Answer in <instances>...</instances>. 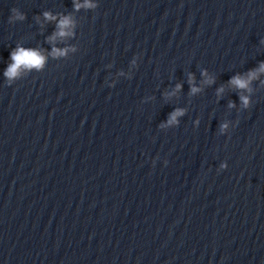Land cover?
I'll list each match as a JSON object with an SVG mask.
<instances>
[{
    "label": "water",
    "instance_id": "water-1",
    "mask_svg": "<svg viewBox=\"0 0 264 264\" xmlns=\"http://www.w3.org/2000/svg\"><path fill=\"white\" fill-rule=\"evenodd\" d=\"M0 264H264V0H0Z\"/></svg>",
    "mask_w": 264,
    "mask_h": 264
},
{
    "label": "clouds",
    "instance_id": "clouds-1",
    "mask_svg": "<svg viewBox=\"0 0 264 264\" xmlns=\"http://www.w3.org/2000/svg\"><path fill=\"white\" fill-rule=\"evenodd\" d=\"M11 59L14 63L10 65L5 72V75L8 77L16 75L21 67H39L42 64V58L39 57L36 52L26 51L23 49H19L18 51L13 52ZM234 83H237L238 85L243 87L242 82L239 80H234Z\"/></svg>",
    "mask_w": 264,
    "mask_h": 264
}]
</instances>
